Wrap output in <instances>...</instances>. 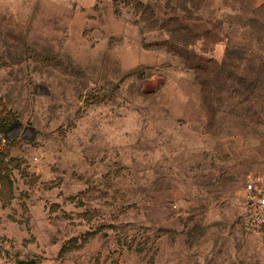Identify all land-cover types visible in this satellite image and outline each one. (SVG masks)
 <instances>
[{"label":"rangeland","instance_id":"374dc122","mask_svg":"<svg viewBox=\"0 0 264 264\" xmlns=\"http://www.w3.org/2000/svg\"><path fill=\"white\" fill-rule=\"evenodd\" d=\"M138 1L0 0V264H264L245 200L264 175V43L208 104L205 71L138 23L166 0ZM199 17L221 28L205 57L251 45L245 2Z\"/></svg>","mask_w":264,"mask_h":264},{"label":"trees","instance_id":"16d2710c","mask_svg":"<svg viewBox=\"0 0 264 264\" xmlns=\"http://www.w3.org/2000/svg\"><path fill=\"white\" fill-rule=\"evenodd\" d=\"M131 1L142 5L138 0H114V3L123 2L128 5ZM230 1L234 4L245 2L249 7L252 18H249L244 25L250 28L252 42L248 48L232 44L227 48L225 57L221 62H217L211 57H205L203 54L205 50L203 48L200 51L196 50V45L199 41H211V43L220 41V23H213L211 27L206 28L202 32L197 29V23L203 21V18L199 17V12L203 9L207 0H166L160 9V15L150 4H143L140 15L141 21H138L142 25V32L143 29L148 32L157 29L161 30L166 36L163 46L166 47L168 52L178 54L186 66L191 67L197 74L198 72L205 71L204 76L202 79H199V82L203 87L204 100L208 104L210 102V95L213 93V86H210L211 79L216 81L218 85L231 77L239 81L240 78L235 71L236 64L242 60L249 61L251 57H256V49L253 46L257 43H264V24L258 20V14L261 13V10L264 11V2L259 7H256L254 4L248 3L247 0ZM206 22L209 23L211 21L207 20ZM147 45H150V43ZM261 63L264 65L263 58ZM214 72L217 73V78L214 77ZM258 76L260 79L259 83L261 82L262 85L264 83V69L258 73ZM63 249H66L65 245L62 251ZM17 264H36V260L32 258L26 260L20 259L17 261Z\"/></svg>","mask_w":264,"mask_h":264},{"label":"built area","instance_id":"2783aa9c","mask_svg":"<svg viewBox=\"0 0 264 264\" xmlns=\"http://www.w3.org/2000/svg\"><path fill=\"white\" fill-rule=\"evenodd\" d=\"M246 204L253 226L264 241V175L252 177L246 185Z\"/></svg>","mask_w":264,"mask_h":264},{"label":"bare ground","instance_id":"6f19581e","mask_svg":"<svg viewBox=\"0 0 264 264\" xmlns=\"http://www.w3.org/2000/svg\"><path fill=\"white\" fill-rule=\"evenodd\" d=\"M2 140V138L0 137V141Z\"/></svg>","mask_w":264,"mask_h":264}]
</instances>
